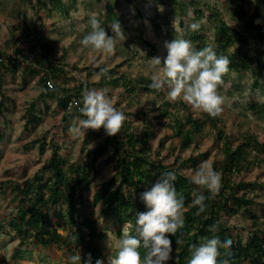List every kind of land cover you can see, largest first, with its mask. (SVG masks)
Instances as JSON below:
<instances>
[{
    "label": "trees",
    "instance_id": "obj_1",
    "mask_svg": "<svg viewBox=\"0 0 264 264\" xmlns=\"http://www.w3.org/2000/svg\"><path fill=\"white\" fill-rule=\"evenodd\" d=\"M168 1L179 7L178 0ZM225 1L230 4L229 10L235 26L227 25L216 7H208L210 12L207 18L215 22L214 49L218 55H223L229 60V71L226 75L233 71L248 72L254 76L256 86L260 82L259 79L264 81V0ZM47 2L51 5L49 11L62 9L61 0H36L38 5ZM245 3L252 4L248 12L243 7ZM204 5L206 6L205 3ZM194 13L197 17L203 16L199 9H195ZM107 15L109 22L117 20L115 13L110 10ZM102 26L105 27L106 23L103 22ZM199 31L200 28L187 30L189 40L197 50L208 45L206 37ZM16 32L17 29L13 27L8 42L12 41L16 47L20 41H26L27 53L23 54V50H20L13 57L0 53V71L19 72L24 81L28 76L41 74L37 81L39 94L23 110L22 130L33 131L42 122V116L50 112L52 104L49 102H52L54 108L51 112L62 113L61 130L66 131L65 124L79 115L77 101L80 100L82 91L92 88L91 86L121 87L131 99L136 93L153 95L162 103L156 109L158 116L166 120V126L179 138L181 149L189 148L195 135L204 129L213 130L215 138L222 139V158L213 166L221 173V184L217 191L209 194L206 189L191 183L189 177L181 172L189 163L195 167L200 159L205 158V153L192 155L184 160L175 159L172 164L162 163L158 151H155L152 157L151 140L155 132L151 120L144 119L145 113L142 110L134 113L132 119L130 114L124 113L126 119L116 134L107 135L103 127L95 130L101 132L103 138L91 149H87L90 136L86 135L81 144L82 155L79 160L70 161L60 154L62 144L66 141L64 136L59 138L60 143L55 142V139L52 140L53 143H46L48 138L45 135L27 143L29 147L37 146L39 153L48 148L50 155L35 174L25 177L22 182H0V194L12 200L3 223H0V231L4 234L11 233L19 248L30 244L37 248H54L56 252L62 253L65 264H70L68 258L76 251L81 256V262L90 254L92 264H95L97 258L101 259V250L97 246L101 230L96 220L84 212L77 196L88 191L93 177L98 172L95 164L101 160L102 166H111L114 173L108 180L100 182L92 193V204L100 203V212L105 216L117 214L119 221L127 225L128 234L133 235L136 234V213L145 211L139 193L164 172H176V180L173 183L177 194L183 196L184 223L175 234L166 233L172 240V264H188L192 246L211 235L213 231L218 232L222 239L227 238L230 241L228 245L218 246V260L226 261L227 264H264V231L256 226L258 217L251 211L254 192L260 189L264 193V186L244 183L238 179L243 172L255 166H264V141L251 134L230 136L231 138L226 136L220 127V114L209 116L201 112L200 116H195L185 102L178 100L171 103L166 99L167 88L161 91L150 89V79L147 77L131 78L124 72L111 76V70L101 72L103 68H100L96 69L101 77L98 82L78 83L77 86L68 87L67 84L72 79L66 78L63 55L54 63L51 43L37 37L38 30L34 26L25 24L21 28V34ZM144 33L143 25L137 27L131 43L139 46L148 56H155L157 51L144 38ZM48 79L54 84L52 89H47L45 85ZM1 98L0 118L4 119V111L8 109L2 103L3 95ZM70 100H74L76 106L70 112H65ZM39 105L42 109H39ZM247 107L252 116L264 123V103L251 100ZM138 121L141 123L139 129ZM5 122L4 119L2 123L6 124ZM95 131L91 129L90 132ZM3 136L4 131H0V140ZM159 143L160 147H163V141ZM194 190L197 193L203 192L205 196V208L199 214L197 206L191 204ZM241 209L249 215L251 224L255 226L245 241L241 235L233 234L223 221L224 215L241 212ZM53 210L56 215L50 217L49 212ZM261 216L264 222V209L261 210ZM213 222H216L215 229L209 227ZM117 235H120L119 231ZM139 251L143 257L146 250L141 247ZM17 258H22L18 251L12 256V259Z\"/></svg>",
    "mask_w": 264,
    "mask_h": 264
},
{
    "label": "rangeland",
    "instance_id": "obj_2",
    "mask_svg": "<svg viewBox=\"0 0 264 264\" xmlns=\"http://www.w3.org/2000/svg\"><path fill=\"white\" fill-rule=\"evenodd\" d=\"M61 3V10L49 11L51 5L48 2L38 5L36 0H0V53L11 57L20 50H23V54L27 53L26 41H20V44L15 47L12 41L8 42V38L13 27L17 29L16 33L19 35L23 25L34 26L38 30L37 37H42L44 41L51 43L52 61L56 63L63 55L62 62L65 65L66 78L72 79L67 84L68 87L77 86L78 83L98 82L101 77L96 69L100 68L105 71L111 70V76L124 72L131 78L138 76L149 78L153 72V67L148 62L150 56L139 46L131 43L135 29L141 25L145 27L144 38L155 47L156 55L161 57L166 54L163 48L164 41L178 36L189 39L187 30H190L188 26L193 21H200L199 32L206 37L208 45L216 47L213 41L215 22L207 18L213 6L218 9L220 17L227 25L235 26L229 10L230 4L225 0H178L179 7L168 0H61ZM243 7L248 12L252 4L245 3ZM195 9L201 10L203 16L197 17L194 13ZM109 10L115 13L117 21L126 34V39L117 42L115 51L111 55L93 51L80 43L83 35L89 30L87 21L93 13L100 19L101 24L106 23L105 31L111 34L109 28L111 22L107 15ZM98 74L99 78H97ZM40 75L28 76L24 81L19 72L0 71V93H2L0 101L3 95L2 103L8 109L3 114L6 124H3L4 119L0 118V131H4V136L0 140V182L7 184L22 182L25 177H31L39 170L44 160L49 157L50 151L46 148L43 153H39L37 146H27V143L35 138L45 135L48 138L46 143L52 142L53 139L60 143L59 138L66 137L60 154L70 161L79 160V156L82 155L81 144L86 135L90 136L87 149L93 148L103 138L101 132L94 130L95 132L91 133V129L85 130L84 136L74 132L75 118L70 119L65 124L67 130L62 131L63 115L61 112H51L54 108L52 102H49L52 104L50 112L42 116V122L33 131L22 130L23 110L39 94L37 81ZM259 80L260 82L255 86L254 76L248 72L233 71L223 75L222 83L218 85L217 91L224 98L219 114L222 120L220 127L226 136L237 137L251 134L264 141V123L252 116L247 107L251 100L264 103V81ZM91 87L99 88V86ZM102 88L107 89V95L111 98L113 105L123 113L130 114L131 119L134 113L142 110L145 113L144 119L151 120L155 132L151 140L152 157L155 151H158L162 163L172 164L175 159L184 160L189 156L205 153V158L200 159L195 167L189 163L181 170L188 177L200 162L208 161L214 166L221 160L220 149L223 141L215 138L213 130H202L195 135L193 144L189 148L181 149L179 138L166 126V120L158 116L156 109L162 105L161 100H156L153 95L142 93H136L131 99L121 87L113 88L104 85ZM178 100L180 99L169 101L175 103ZM38 107L41 108L40 105ZM189 108L195 116H200L201 111L193 110L190 106ZM137 123L138 129L141 128V123L139 121ZM160 141H163V147H160ZM232 141H234L233 138ZM95 168L98 172L93 177L92 184L87 192L77 196V200L84 212L95 219L99 225L101 234L97 240V246L101 250L103 264H108L109 257H114L116 253L115 240L125 234L127 225L119 221L117 214L111 216L101 214L100 203L92 204V193L100 182L108 180L114 173L111 166H102L101 160L97 161ZM238 179L244 183L264 186V166H255L243 172ZM254 193V205L251 211L258 217L256 226L264 231L261 216V210L264 209V193L260 189H256ZM11 205L12 200L0 194V223H3ZM49 215L54 217L56 211H50ZM223 221L233 234L241 235L243 241L255 227L243 209L241 212L224 215ZM117 231L120 232L119 236ZM13 238L11 233L4 234L0 231V264H65L62 253L56 252L54 248H37L32 244L19 248L18 242ZM16 251L22 256L21 260L12 259ZM167 264H172L171 259L167 261Z\"/></svg>",
    "mask_w": 264,
    "mask_h": 264
},
{
    "label": "clouds",
    "instance_id": "obj_3",
    "mask_svg": "<svg viewBox=\"0 0 264 264\" xmlns=\"http://www.w3.org/2000/svg\"><path fill=\"white\" fill-rule=\"evenodd\" d=\"M89 30L83 35L80 43L93 51L111 55L118 41L126 39L120 23L114 20L110 24L111 34H107L96 14H90L87 21ZM190 30L200 28V21L189 24ZM166 54L148 58L153 67L150 74V89L161 91L167 88L166 98L175 101L178 98L193 110L216 116L221 112L223 96L217 91L222 77L229 71V60L218 55L212 45L195 49L192 42L178 36L163 43ZM105 71L101 69V72ZM99 78V74L97 75ZM79 115L75 117L74 132L84 136L87 129H100L111 136L117 133L125 114L118 110L107 95L105 88H85L77 101ZM91 146V145H90ZM91 148V147H90ZM190 182L206 189L209 194L217 191L221 184L219 169L213 168L208 161H202L191 172ZM176 172L168 170L161 174L152 184L139 193V199L145 211L137 212L135 219L136 234H125L114 243L116 253L109 257L108 264H167L172 256V240L167 234H175L183 226L184 203L174 187ZM191 204L197 206V214L204 211L205 196L203 192L193 191ZM216 222L209 225L215 229ZM227 238H221L213 231L192 246L188 264H227L217 259L218 246L228 245ZM145 249L141 257L140 248ZM68 260L70 264H92L90 254L83 262L78 251ZM95 264H103L100 258Z\"/></svg>",
    "mask_w": 264,
    "mask_h": 264
},
{
    "label": "built area",
    "instance_id": "obj_4",
    "mask_svg": "<svg viewBox=\"0 0 264 264\" xmlns=\"http://www.w3.org/2000/svg\"><path fill=\"white\" fill-rule=\"evenodd\" d=\"M45 85H46L47 89H52L53 86H54L53 82L50 79L45 81ZM75 106H76V102L74 100H70L67 103L64 111L65 112H70L72 110V108L75 107Z\"/></svg>",
    "mask_w": 264,
    "mask_h": 264
}]
</instances>
